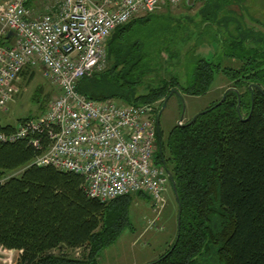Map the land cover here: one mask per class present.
I'll use <instances>...</instances> for the list:
<instances>
[{"label": "trees", "instance_id": "1", "mask_svg": "<svg viewBox=\"0 0 264 264\" xmlns=\"http://www.w3.org/2000/svg\"><path fill=\"white\" fill-rule=\"evenodd\" d=\"M200 1L199 24H210L214 17L234 30L226 55L240 60L239 67L199 58L186 86L177 76L182 66L175 67L177 71L171 67V73L163 76L160 60L146 63L145 41L126 40L149 14L115 29L108 40L107 68L82 79L77 90L96 100L130 104L162 100L159 114L173 90L206 95L216 74L225 76L232 87L222 104L216 106L221 97L194 120L195 115L185 124H175L165 138L160 125L162 143L158 134L157 140L165 163L160 155L156 162L173 178L182 211L179 228L176 197L175 238L151 262L201 264L200 257L212 254L214 264H264V45L253 46V26L232 7V0ZM226 14L235 18L221 22ZM160 44L150 45L155 56ZM173 52L177 59L183 58ZM29 70L33 68L21 75ZM33 117L37 116L21 122ZM15 128L4 124L0 115V132ZM38 154L27 140L0 143V244L23 250L15 264H97L100 253L131 225L133 194L108 202L90 198L83 175L33 164ZM15 172L18 175L8 178ZM63 244L72 248L85 244L90 249L83 259L50 252Z\"/></svg>", "mask_w": 264, "mask_h": 264}, {"label": "built area", "instance_id": "2", "mask_svg": "<svg viewBox=\"0 0 264 264\" xmlns=\"http://www.w3.org/2000/svg\"><path fill=\"white\" fill-rule=\"evenodd\" d=\"M183 1L49 0L37 14L31 0H0V110L14 100L28 67L41 65L60 92L44 113L0 132V143L27 140L39 152L33 164L83 175L90 198L147 193L158 212L169 181L156 162L158 106L96 100L77 87L107 68L108 40L117 27ZM22 255L0 247V264H15Z\"/></svg>", "mask_w": 264, "mask_h": 264}, {"label": "rangeland", "instance_id": "3", "mask_svg": "<svg viewBox=\"0 0 264 264\" xmlns=\"http://www.w3.org/2000/svg\"><path fill=\"white\" fill-rule=\"evenodd\" d=\"M31 1L36 13L41 14L44 11L45 3L49 0ZM232 3L235 5L232 6L234 9L244 14L247 20L246 24L253 26L255 34L253 46L262 48L264 45V37H262L264 35V0H232ZM182 4L184 9H191L186 1ZM201 4L194 7L199 9ZM177 8L179 6L172 7L164 3L160 9L149 15L147 22L146 20L139 21L133 31L127 34L126 40L141 39L145 41L143 50L147 52L148 61L146 58L144 59L145 62L147 61L146 63L153 64L160 60V69L165 77L171 73L168 72L171 67L177 71L175 67L179 65L177 68L179 69L182 66V70L177 76L185 86L192 81L191 74L199 58L219 62L225 67H239L240 60L228 58L226 55L231 49L229 44L235 39L234 30L232 32L224 23L220 24L214 17H211L208 21L210 24H206L207 26L203 23L199 24L202 17L199 12L192 14V9L189 13L187 12V15L185 10L180 16L178 14L180 11ZM140 17L143 16L135 17V19ZM221 18V22H223L225 19L235 17L226 14ZM153 42L161 43L158 48L161 51V56H158L159 51L156 56L152 54L150 45ZM173 50L183 55V58L177 59ZM168 55H171V59L168 58ZM174 71L173 73L176 74ZM31 72L34 73L33 78L30 77ZM16 85L18 90L14 100L6 110H0L4 124L17 125L22 119L41 115V112L47 109L49 104L60 94L58 88L45 77L41 65L35 66L33 70L25 71ZM231 87L232 83L225 76L216 74L211 90L206 95L191 96L180 92L183 101L178 95L172 96L161 115L160 125L164 138L175 124H179L181 121L182 124H185L197 113L210 108L217 99L223 97L224 90ZM155 103L159 108L162 100ZM182 116L184 120H180ZM160 153L161 145H159L157 156ZM133 196L130 209L131 225L124 230L113 245L100 253L97 264H148L158 258L173 242L177 230L178 204L171 179L169 178L167 183L164 206L158 212L153 210V201L149 194L134 193ZM0 247L4 251L22 250L6 248L4 245ZM89 249L90 247L85 244L74 248L63 244L62 247L54 248L50 252L58 256L68 255L73 259H83ZM198 260L201 264H214L215 262L212 254L200 257Z\"/></svg>", "mask_w": 264, "mask_h": 264}, {"label": "water", "instance_id": "4", "mask_svg": "<svg viewBox=\"0 0 264 264\" xmlns=\"http://www.w3.org/2000/svg\"><path fill=\"white\" fill-rule=\"evenodd\" d=\"M195 1H196V0H187V4H188L189 6H193ZM10 34H12V33H10ZM230 89H231V88H230ZM230 89H228V90L224 93L223 97H222L221 100L217 103L216 106L222 104V103L226 100L227 93H228V91H229ZM174 94L178 95V96L180 97V99H182V101H183V98H182V96H181V93H180L178 90H173V91L169 94V96L166 98V100H165V102H164V105H163V107H162V109H161V111H160V113H159V115H158V119H157V133H158V137H159V142H160V144L162 143L161 129H160L161 115H162V112L166 109L169 99H170ZM205 112H206V111H201V112H199L198 114H196V115L194 116L193 120H194L199 114H202V113H205ZM181 119H183V116L181 117ZM160 156H161V158H162L163 163H165V159L163 158L162 148H161ZM170 178H171L172 184H173V186H174L175 193H176V197H177V199H178V203H179V206H180V207H179V213H180V215H179V217H178V227L180 228V225H181V211H182V209H181V204H180V202H179V197H178V194H177V191H176L175 182H174V180H173V178H172L171 176H170ZM148 264H153V263L151 262V263H148Z\"/></svg>", "mask_w": 264, "mask_h": 264}, {"label": "crops", "instance_id": "5", "mask_svg": "<svg viewBox=\"0 0 264 264\" xmlns=\"http://www.w3.org/2000/svg\"><path fill=\"white\" fill-rule=\"evenodd\" d=\"M184 1H186V4H187V0H184ZM199 3H202V1H200V0H196L195 2H194V5L193 6H190L191 7V9L189 10V9H184V6H183V4L181 5V6H179V8H177V10H179L180 12H178V14H180V16H182L183 15V12L186 10V14L188 15V13H189V11H191L192 9V14L193 13H198V11H199V9L198 8H195L194 6H196L197 4H199ZM201 6H202V4H201ZM200 6V7H201ZM183 7V8H182ZM199 7V8H200ZM177 10H175V11H177ZM182 10V11H181ZM188 12V13H187Z\"/></svg>", "mask_w": 264, "mask_h": 264}]
</instances>
